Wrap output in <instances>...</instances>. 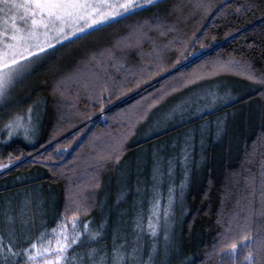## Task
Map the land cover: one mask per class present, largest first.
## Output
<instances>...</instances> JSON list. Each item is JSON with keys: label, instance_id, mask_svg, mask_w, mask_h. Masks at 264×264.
I'll return each mask as SVG.
<instances>
[{"label": "trees", "instance_id": "obj_1", "mask_svg": "<svg viewBox=\"0 0 264 264\" xmlns=\"http://www.w3.org/2000/svg\"><path fill=\"white\" fill-rule=\"evenodd\" d=\"M157 17L172 30L161 36L153 27L151 39L139 47H118L145 21L154 25ZM68 45L67 53L31 73L35 86L30 101L45 98L38 134L31 144L14 142L0 149V163L8 162L9 153L19 162L2 170L0 179L21 173L45 194L54 190L55 223L73 219L66 208L83 205L87 210L76 218L82 228L97 217L101 198L114 193L127 160L188 125L148 134L155 115L193 87L224 81L236 96L190 122L225 123L222 134H210L197 149L201 163L193 166L184 187L185 210L173 239L177 249L167 264H221L218 249L225 224L232 222L235 228L237 219L243 222L249 215L253 234L264 241V88L247 78L248 71L264 75V0H160ZM108 51L115 53L112 59L105 55L89 63ZM229 61L242 67L217 70ZM77 71L80 81L67 79ZM97 77L109 84L103 110L85 87ZM61 81L69 84L65 91L57 90ZM125 136L119 159L100 161ZM247 251H240L239 264Z\"/></svg>", "mask_w": 264, "mask_h": 264}, {"label": "rangeland", "instance_id": "obj_2", "mask_svg": "<svg viewBox=\"0 0 264 264\" xmlns=\"http://www.w3.org/2000/svg\"><path fill=\"white\" fill-rule=\"evenodd\" d=\"M141 9L143 8L136 11ZM133 13L97 25L89 29L88 33ZM73 39L75 38L57 45L54 51L49 50L43 60L26 74L23 82L11 90L10 97L0 101V149L14 142L33 143L45 108V98L40 96L36 102L30 101L35 86L31 73L45 65L50 58L67 53L70 50L68 44ZM217 83L210 87H193L187 90L182 96L168 102L155 115L151 122L153 129L150 128L148 134L152 130L163 131L181 124L188 125L157 144L140 149L133 159L124 163L114 184V193L109 194L110 196L105 194L101 198L97 217L86 222L87 233L84 226L78 228L76 219L75 232L82 235L78 245L69 250L66 259L61 260L60 264H116L117 255L124 257L121 264L170 262L176 248L173 243L174 234L179 231L185 210L184 187L191 180L193 166L198 167L201 163L197 149L205 144L210 134H222L225 123L224 120L205 121L201 124L190 122L202 112H208L205 109L228 104L236 96L229 91L230 88L224 81ZM67 85L69 86L64 82L63 90ZM19 106H25V109L19 111ZM17 115L23 117L25 125L32 129L27 138L22 130L14 132L10 138L5 128ZM144 136L147 135L142 137ZM18 163L13 162L9 167ZM9 167L0 169V172ZM22 175L19 173L0 179V236L4 237L5 242L12 240L14 251L21 252L19 256H9L6 262L0 257V264H29L22 250L32 242L43 247L50 246L54 250L61 225L67 226L70 235L74 234L72 218L60 219L55 223V191L45 194L38 185L31 183V176ZM157 204L158 209L155 207ZM165 209L168 210L166 219L163 215ZM150 221L156 227L155 236L148 227ZM93 233L97 234L94 238ZM49 259L52 257L49 256ZM37 264L42 262L38 260Z\"/></svg>", "mask_w": 264, "mask_h": 264}, {"label": "snow or ice", "instance_id": "obj_3", "mask_svg": "<svg viewBox=\"0 0 264 264\" xmlns=\"http://www.w3.org/2000/svg\"><path fill=\"white\" fill-rule=\"evenodd\" d=\"M159 2L160 0H0V101L8 99L11 90L22 83L34 65L40 63L49 50L54 51L57 45L70 38H79L81 34L88 33L89 29H93L97 25L125 16L140 8L155 6ZM203 7L208 10L210 5ZM145 26H147V30H145ZM153 27L161 36L172 30L166 29L163 21L157 17L154 25L145 21L144 26H140L132 36L126 38L122 46L118 45V47L133 45L139 47L145 39H151L148 32ZM105 55L112 59L115 53L113 51L100 52L94 55L89 63L94 64ZM157 59H159V52ZM232 67H242V65L239 61H229L226 65H217V70ZM157 68L161 69V66L157 64ZM81 78L82 73L77 71L67 79L80 81ZM247 78L264 88V75L257 76L248 71ZM63 86L64 81H61L57 90ZM85 87L90 88L96 94V99L103 110V93L109 92L107 80L97 77ZM63 94L61 92V95ZM29 113H31V109H29ZM30 122L31 117L29 116V124ZM5 128L8 130L10 138L18 130H22L26 138L32 131L25 125L24 118L19 115L5 125ZM130 132L131 129H129V134ZM126 138L125 136L112 145L106 154L99 157L100 161L118 160ZM60 150L57 149V151ZM15 159L18 157H13L9 153L8 164L0 163V169L9 167ZM170 206L171 199L169 200ZM155 207L158 209L159 205L157 204ZM82 210L86 211L87 208L79 204L74 208H66V211L73 213L72 229L74 234L70 235L67 226L61 225L54 250L50 246H39L36 242L30 243L28 248L22 250L23 254L27 256L29 264H37L38 260L42 264H60L61 260L66 259L69 250L74 245H78L82 235L75 232L76 218ZM163 215L166 219L167 209L164 210ZM157 219H159L158 211ZM242 221L237 219L235 228L232 227V222L225 224L226 231L222 233L218 249L219 253H222L221 264H239V254L242 249H248L247 254L244 255V264H264V241L259 240L257 235L253 234L250 215L243 217ZM148 227L151 234L155 236L156 227L151 221ZM84 229L87 233V224L84 225ZM95 235L97 234H92L93 238ZM19 255L21 252L14 251L13 241L5 242L4 237L0 236V257H3L6 262L9 256ZM89 255L91 256L92 253ZM49 256L52 259H49ZM115 259L116 264H121L124 257L117 255Z\"/></svg>", "mask_w": 264, "mask_h": 264}, {"label": "water", "instance_id": "obj_4", "mask_svg": "<svg viewBox=\"0 0 264 264\" xmlns=\"http://www.w3.org/2000/svg\"><path fill=\"white\" fill-rule=\"evenodd\" d=\"M201 51H195L194 53L191 54V57L197 56Z\"/></svg>", "mask_w": 264, "mask_h": 264}]
</instances>
